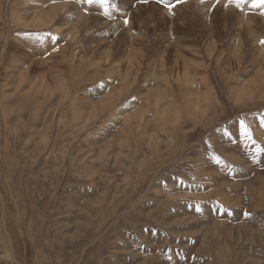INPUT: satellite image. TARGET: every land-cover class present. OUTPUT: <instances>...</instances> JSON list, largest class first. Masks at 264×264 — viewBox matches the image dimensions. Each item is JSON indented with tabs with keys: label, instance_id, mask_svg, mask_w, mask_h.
I'll list each match as a JSON object with an SVG mask.
<instances>
[{
	"label": "rangeland",
	"instance_id": "1",
	"mask_svg": "<svg viewBox=\"0 0 264 264\" xmlns=\"http://www.w3.org/2000/svg\"><path fill=\"white\" fill-rule=\"evenodd\" d=\"M114 2L121 11L105 18L95 5L85 15L63 0H0V66L21 63L0 77L12 89L0 96V264H264V155L253 162L236 135L244 118L264 144V16L241 24L226 0L211 11L215 0H186L172 14L157 0ZM59 4L69 8L53 24L33 22ZM108 41L114 59L96 63Z\"/></svg>",
	"mask_w": 264,
	"mask_h": 264
},
{
	"label": "snow or ice",
	"instance_id": "2",
	"mask_svg": "<svg viewBox=\"0 0 264 264\" xmlns=\"http://www.w3.org/2000/svg\"><path fill=\"white\" fill-rule=\"evenodd\" d=\"M65 3H74L77 6H80L81 10L87 15L89 11L91 10V6H98L100 9H102V15L105 18H114L113 13L117 11H121L119 4L114 2V0H63ZM186 0H175V3L172 2V0H157L158 4H163L169 14H172L173 8L176 6V4L184 3ZM204 0H201V3H203ZM52 3H57V0H52ZM138 3L140 4H147L149 3V0H138ZM221 3V0H215V2L212 4V8L209 9V11L215 9L219 4ZM224 8L228 7H234L235 9L245 12V14L248 13H258L261 16H264V0H226V2L223 4ZM247 10V11H246ZM123 24L126 26L129 24V19L125 18L123 20ZM41 38H50L53 42H58L59 37L51 31L44 32L40 34ZM258 44L261 47H264V38H260L258 40ZM259 120V127L261 129H264V113H261L258 117ZM223 136L227 137L231 142L236 143L237 140H233V133L229 131L228 129H225L223 131ZM236 135L238 137L239 143H242L246 148H250L252 151V155L250 159L255 162L262 155H264V144L259 143L254 138L253 128L252 125L247 122L246 119L241 118L238 121L237 131ZM211 147V145H209ZM210 159L212 162H214L216 165L224 166L229 171H234L235 169L232 168L231 165H226L225 161L214 152L208 153ZM174 180H177L180 184H183L184 181L181 180L179 177H174ZM202 209L199 204L195 206V211L200 212ZM216 210L219 213L231 215V209L224 207L222 204L217 203ZM243 217L247 220L248 218L252 217L253 213L248 211L247 209L243 210L242 212Z\"/></svg>",
	"mask_w": 264,
	"mask_h": 264
},
{
	"label": "bare ground",
	"instance_id": "3",
	"mask_svg": "<svg viewBox=\"0 0 264 264\" xmlns=\"http://www.w3.org/2000/svg\"><path fill=\"white\" fill-rule=\"evenodd\" d=\"M70 6V5H69ZM198 6H200V5H198ZM209 6V5H208ZM158 6H153L152 8H153V11H152V13H149V16L151 17H155V14H156V12H158L157 13V16L160 14V11H159V9L157 8ZM186 7V6H185ZM69 7L67 6V4H59V5H56V6H52L51 8H49V10L47 11V14L44 16L41 12H39L37 15H35L34 16V18H33V22L34 23H36L37 25H45V24H53V20L55 19V17L56 16H58L60 13H63L65 10L67 11V9H68ZM138 8V7H137ZM141 9V8H140ZM222 9V8H221ZM223 9L225 10V8L223 7ZM231 9V8H230ZM229 10V9H228ZM234 10V9H233ZM137 11L139 12L138 14V17H141L142 15H143V13H142V10L141 11H139V9H137ZM201 11V10H200ZM225 11H227V10H225ZM135 12V11H134ZM237 12V11H236ZM136 13V12H135ZM206 13H209V12H206ZM228 13V12H227ZM237 13H239L240 14V12L238 11ZM244 13V14H243ZM243 13H241V14H243V17H240V23L241 24H246V22H247V20H244V19H248V18H246V16H245V12H243ZM201 14V13H200ZM230 14H231V11H230ZM252 14V13H251ZM226 15V14H225ZM229 15V14H228ZM247 15V14H246ZM137 16V15H136ZM156 16V17H157ZM195 16H197V15H195ZM217 16V15H216ZM224 16V15H223ZM234 16H236V14L234 15ZM244 16H245V18H244ZM251 16V15H250ZM250 16H248V17H250ZM95 18V17H94ZM204 18V17H203ZM218 18L219 17H217V20H218ZM234 18V17H233ZM92 19V18H91ZM153 19H155V18H153ZM163 19H164V17H163ZM162 19V20H163ZM198 19V18H197ZM205 19V18H204ZM235 19V18H234ZM236 19H238L239 20V17L238 18H236ZM251 19V18H250ZM250 19H248L249 21H251ZM146 20V19H145ZM216 20V21H217ZM220 20V19H219ZM218 20V21H219ZM65 21V19H63L62 20V22H64ZM99 21V25H100V27H102V26H104L105 24H103V22H101L100 20H98ZM157 21H158V19H157ZM156 21V22H157ZM222 21V20H221ZM155 22V23H156ZM162 22V21H161ZM204 22V21H203ZM224 22H226V21H224ZM251 22H253V21H251ZM257 22V21H256ZM264 22V21H263ZM65 23H67V21H65ZM159 23H160V19H159ZM222 23V22H221ZM228 23V22H227ZM261 23V22H260ZM201 24V23H200ZM240 24V25H241ZM248 24V23H247ZM246 24V25H247ZM263 24V23H262ZM261 24V25H262ZM160 25V24H159ZM161 25H162V23H161ZM184 25V24H183ZM199 25V24H198ZM207 25V24H206ZM236 25V24H235ZM238 26V27H241V26ZM249 25V24H248ZM186 26V25H185ZM189 26V25H188ZM191 26V25H190ZM221 26H222V24H221ZM161 27V26H160ZM204 27V26H203ZM60 26L58 25V26H56V30L57 31H59L60 30ZM162 28V27H161ZM184 28V27H183ZM236 28H237V26H236ZM66 29H67V31H72L74 34H79V31H77V25L76 24H72V22L69 24V25H67L66 26ZM238 29V28H237ZM162 30V29H161ZM198 30V29H197ZM230 31V30H229ZM247 31V30H246ZM186 32V31H185ZM208 32V31H207ZM207 32H205V33H207ZM231 32V31H230ZM234 32V31H233ZM209 33V32H208ZM207 33V34H208ZM240 33V32H239ZM249 33V32H248ZM228 34H229V32H228ZM245 34V33H244ZM209 35V34H208ZM202 36V35H201ZM206 36V35H205ZM229 36H231V34L229 35ZM75 37L76 36H74L73 38L75 39ZM123 37V36H122ZM210 37V36H209ZM219 37V36H218ZM225 37V36H224ZM224 37H223V39H224ZM250 37V36H249ZM12 38V37H11ZM124 38V37H123ZM211 38V37H210ZM223 39H221V40H223ZM111 40V39H110ZM211 41V48H215V42L216 41H213L214 40V38H211L210 39ZM246 40V39H245ZM158 41V40H157ZM226 41V40H225ZM252 40H250V42H251ZM95 42V40L94 39H92L90 42H89V44L88 45H91V44H93ZM109 42V41H108ZM115 42V41H114ZM159 42V41H158ZM244 42V41H243ZM103 43V42H102ZM101 43V44H102ZM127 43V42H126ZM136 43V42H135ZM139 43V42H138ZM154 43V42H153ZM177 43V42H176ZM179 43V42H178ZM188 43V42H187ZM191 43V42H190ZM195 43V42H194ZM112 43H110L109 42V45H108V48H107V50H105V49H102V50H100V55H99V57L98 58H95V60L97 59V61H96V63H101V61H102V63H106L107 61H108V59L110 58V60L112 59V54H111V47H113L112 45H111ZM115 44V43H114ZM130 44V43H129ZM174 44V43H173ZM232 44V43H231ZM231 44H228L227 43V45H231ZM240 44H241V40H240V38H239V41H238V44H236V46L234 47V48H232V46H230V49H233L232 50V53H234L235 55L232 57V59H236L237 57L238 58H240V55H241V53L240 52H243L244 51V48H243V51H241L240 49H242V47H240ZM190 45V44H189ZM226 45V44H225ZM246 45H247V43H246ZM250 45V44H249ZM252 45H253V43H252ZM251 45V46H252ZM95 46V45H94ZM104 46V45H103ZM156 46V48H158L159 47V44H153V48ZM90 47V46H89ZM89 47H88V49H89ZM93 47V45L91 46V48ZM165 47H166V45H165ZM164 47V48H165ZM229 47V46H228ZM243 47H245V46H243ZM253 47H255V46H253ZM100 48V47H99ZM121 48H122V46H121ZM163 48V49H164ZM184 49H185V47H183ZM256 48V47H255ZM254 48V49H255ZM117 49H119V48H117ZM97 50V49H96ZM187 50H189V49H186V52H187ZM194 50V49H193ZM213 50V49H212ZM258 50H259V48H258ZM166 51V50H165ZM169 51V50H168ZM99 52V51H98ZM151 52V51H150ZM152 52H153V50H152ZM170 52V51H169ZM9 53V52H8ZM8 53H6V54H8ZM11 53V52H10ZM118 53V52H117ZM145 53V52H144ZM163 53L164 52H158V62H159V66H162V64H163V58H164V56L165 55H163ZM181 53V52H180ZM190 54H191V52H189ZM231 53V52H230ZM98 54V53H97ZM110 54H111V56H110ZM148 54V53H147ZM146 54V55H147ZM152 53H150L149 55H151ZM154 54V53H153ZM156 54V53H155ZM240 54V55H239ZM120 55V54H119ZM118 55V56H119ZM179 55V54H178ZM231 55V54H230ZM249 55V54H248ZM259 55L261 56V58L264 56V51L263 52H260L259 53ZM6 56V55H5ZM8 56V55H7ZM115 56H117V55H115ZM124 56V55H123ZM252 56V55H251ZM223 57V56H222ZM10 58V57H9ZM118 58V57H117ZM129 58V57H128ZM146 58V57H145ZM147 58H149V57H147ZM153 58V57H152ZM167 58V57H166ZM181 58V57H180ZM250 58V57H249ZM252 58V57H251ZM114 59V58H113ZM112 59V60H113ZM165 59V58H164ZM175 59V58H174ZM229 59H231L230 58V56H229ZM228 59V60H229ZM256 59V58H255ZM259 59V58H258ZM4 60V59H3ZM127 60V59H126ZM7 61V60H6ZM43 61V60H42ZM42 61H41V63H42ZM171 61V60H170ZM169 61V62H170ZM240 59H238L237 61H235V62H237L236 64L238 65L239 63H240ZM245 61V60H244ZM38 62V61H37ZM258 62H259V60H258ZM2 63H3V61H2ZM181 63H182V61H181ZM231 63H233V62H231ZM171 64H173V63H171ZM175 64H176V62H175ZM235 64V63H234ZM261 64V63H260ZM6 65H8V66H6ZM117 65H119V63H117ZM178 65V64H177ZM177 65H174L175 66V68H176V66ZM21 66V63H20V61L19 60H16V59H13L9 64L8 63H6L5 64V61H4V64H3V68H7V71H6V73L4 72V77H11V74H14V73H16L17 71H18V69L17 68H21L20 67ZM29 66V65H28ZM28 66H26V68H28ZM259 66V65H258ZM2 67L0 66V77L1 76H3V75H1V71H2ZM172 67H173V65H172ZM32 68H33V66H32ZM37 68V67H36ZM181 69V68H180ZM172 70H174V69H172ZM177 70V69H176ZM261 70H263L264 71V69H262V68H260L259 67V69H258V74L260 75L262 72H261ZM31 71V70H30ZM171 71V70H170ZM175 71V70H174ZM180 71V70H179ZM23 72V71H22ZM33 72V71H32ZM21 73V72H20ZM19 73V74H20ZM35 73V72H34ZM24 75V72L23 73H21L20 75H17L18 77H21V76H23ZM26 75V74H25ZM126 75V74H125ZM16 76V77H17ZM51 79V78H50ZM50 81V80H49ZM5 82V81H4ZM14 83V81H12L11 80V82H7L6 83V85L7 86H9V85H12ZM20 83H21V79L18 81V83H17V86H19L20 85ZM39 83V82H38ZM41 85V84H40ZM254 85V82L253 81H251L250 83H249V87H251L252 88V86ZM2 86L0 85V96L1 97H3L4 96V98H6V97H8V96H10V98H12V94H11V88H6V90H9V92L7 91H5V93L3 92V90H2V88H1ZM247 88V87H246ZM5 89V88H4ZM253 91V90H252ZM153 94V93H152ZM242 95H246L245 97L246 98H251V95L253 94V92H250V89L249 90H247V93H241ZM244 97V96H243ZM208 99V98H207ZM7 102H6V100H4L3 99V103H1V100H0V109H1V112H0V115L1 114H3V116H7L6 115V112H5V105L4 104H6ZM3 104V105H2ZM110 104V103H109ZM160 109V108H159ZM7 110H9V109H7ZM138 115V114H137ZM127 119V118H126ZM128 130V129H127ZM230 156H232V155H230ZM231 158V157H230ZM236 158H238V157H236ZM235 158V159H236ZM239 159V158H238ZM262 177V176H261ZM263 178V177H262ZM259 194V193H258ZM243 220V219H242ZM217 223H222L221 221H219V220H217L216 221ZM217 225V224H216ZM239 225V224H238ZM242 226V225H241ZM228 228V227H227ZM230 229V228H229ZM230 231H232V230H230ZM210 232V231H209ZM206 238V237H205Z\"/></svg>",
	"mask_w": 264,
	"mask_h": 264
}]
</instances>
